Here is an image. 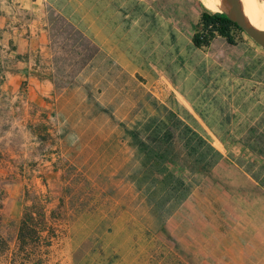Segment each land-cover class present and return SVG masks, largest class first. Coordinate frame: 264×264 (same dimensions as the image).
I'll list each match as a JSON object with an SVG mask.
<instances>
[{"label": "rangeland", "instance_id": "1", "mask_svg": "<svg viewBox=\"0 0 264 264\" xmlns=\"http://www.w3.org/2000/svg\"><path fill=\"white\" fill-rule=\"evenodd\" d=\"M193 1L183 38L202 4L219 10L211 0ZM55 26L60 57L71 48L78 53L56 63L58 93L93 48L60 21ZM241 38L246 51H210L228 74L235 62L234 92L188 95L202 107L206 132L172 94L141 77L128 81L127 93L114 87L111 96L86 102L88 94L77 92L79 102L66 108L34 109L25 127L0 101V237L9 253L29 209L32 231L51 238L44 264H264V49L244 32ZM141 74L155 80L148 70ZM104 101L107 110L94 108ZM160 124L171 143L152 139ZM186 128L222 153L210 170L186 155Z\"/></svg>", "mask_w": 264, "mask_h": 264}, {"label": "crops", "instance_id": "2", "mask_svg": "<svg viewBox=\"0 0 264 264\" xmlns=\"http://www.w3.org/2000/svg\"><path fill=\"white\" fill-rule=\"evenodd\" d=\"M192 2L0 0V101L7 102L14 124L25 127L34 109L44 111L56 105L66 108L71 102H79L74 98L77 92L88 94L86 102H93L96 96H111L114 87L117 93H127L128 81L136 84V78L141 77L154 91L172 94L176 100L173 103L205 131L203 124H208L199 112L202 107L188 95L234 92L235 62L229 65L232 71L228 74L219 63L221 56L210 51L247 49L229 46L221 38H215L205 50L194 48L192 36L201 13L221 12L209 10L206 4L186 24V37H181L188 8L194 7ZM56 21L93 48L84 67L70 75L73 82L58 93L56 63L73 61L75 57L69 56L78 53L71 48L65 58L60 57L64 43L59 39ZM144 70L155 78L152 83L142 76ZM188 79L191 82H186ZM104 102L94 108L107 110L110 101Z\"/></svg>", "mask_w": 264, "mask_h": 264}, {"label": "trees", "instance_id": "3", "mask_svg": "<svg viewBox=\"0 0 264 264\" xmlns=\"http://www.w3.org/2000/svg\"><path fill=\"white\" fill-rule=\"evenodd\" d=\"M243 31L229 16L224 12H203L192 36L194 48L205 50L210 47L215 38H221L229 46H238L242 42L241 34ZM166 124L157 125L152 133V139L162 143H171L173 134L166 129ZM186 155L192 158L194 166H200L202 170L208 171L213 168L222 155L206 140L198 136L192 130L186 128L184 134L180 136ZM203 149L201 153L199 150ZM161 163L166 162V155L158 159ZM169 176V175H168ZM177 185L182 187L179 179ZM29 209L24 211L19 224L17 240L14 251L9 253V247L5 240L0 237V264H44V250L51 246V238L41 237V232L32 231L33 219ZM46 242V243H45Z\"/></svg>", "mask_w": 264, "mask_h": 264}, {"label": "water", "instance_id": "4", "mask_svg": "<svg viewBox=\"0 0 264 264\" xmlns=\"http://www.w3.org/2000/svg\"><path fill=\"white\" fill-rule=\"evenodd\" d=\"M229 11L226 13L240 29L255 43L264 49V32L258 29L245 15L242 0H228Z\"/></svg>", "mask_w": 264, "mask_h": 264}, {"label": "bare ground", "instance_id": "5", "mask_svg": "<svg viewBox=\"0 0 264 264\" xmlns=\"http://www.w3.org/2000/svg\"><path fill=\"white\" fill-rule=\"evenodd\" d=\"M217 5L218 11L228 12V0H211ZM242 6L247 18L264 32V4L259 0H242ZM260 27V28H259ZM262 28V29H261Z\"/></svg>", "mask_w": 264, "mask_h": 264}]
</instances>
